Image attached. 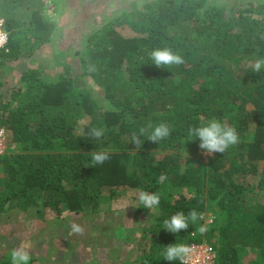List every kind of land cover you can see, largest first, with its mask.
Here are the masks:
<instances>
[{"label": "trees", "instance_id": "16d2710c", "mask_svg": "<svg viewBox=\"0 0 264 264\" xmlns=\"http://www.w3.org/2000/svg\"><path fill=\"white\" fill-rule=\"evenodd\" d=\"M204 3L149 4L148 15L143 19L140 15L142 21L134 27L136 37L126 38L115 30L93 35L87 40L85 57L79 59L68 48V65L56 82L43 81L41 73L31 69L22 73V85L11 100L0 95V127L7 142L19 147V153L0 161V216L36 210L45 219L46 210L59 215L64 209L82 213L90 205V212H95L104 190L114 193L127 187L160 193L163 183H169L178 191L177 198L173 202L161 198L160 216L149 243L141 245L142 260L136 263L169 264L163 247L202 244L198 231L202 221H190L189 229L177 235L164 230V221L193 209L202 215L206 183L219 189L230 183V200L256 191L255 185L245 186L248 175L264 184V72L255 74L249 67L253 58L264 56V18L249 17L253 9L235 12L231 6L210 5L201 12ZM45 7L43 0H0V18L10 35L9 52H1L5 61L0 65L9 67L21 44L30 45V38L20 40L15 30L26 19L33 41H48L55 26L43 19ZM165 47L181 54L184 63L163 69L153 65L151 52ZM23 92L27 101L18 104ZM226 115H231L226 123L237 129L241 142L225 154H214L206 165L183 170L173 156L156 154L184 142L189 154L200 158L204 152L200 141L191 142L196 137L189 136L188 129L203 119L225 122ZM84 117L88 121L81 123ZM160 122L169 124L170 136L155 144L145 135L142 148L135 150L131 135ZM93 127H104V137L93 138ZM105 150L110 159L93 166L91 153ZM1 172L6 176L1 177ZM162 173L168 176L163 183L158 181ZM187 188L195 193L184 194ZM233 209L232 213L240 208ZM258 210L261 213L254 216L239 211L222 234L230 237L236 222L244 233L242 247L258 249L264 257V208ZM213 246L219 264H243L233 243L221 252ZM0 264H11L10 254L2 256ZM30 264L36 261L32 258ZM172 264H181V259Z\"/></svg>", "mask_w": 264, "mask_h": 264}, {"label": "rangeland", "instance_id": "374dc122", "mask_svg": "<svg viewBox=\"0 0 264 264\" xmlns=\"http://www.w3.org/2000/svg\"><path fill=\"white\" fill-rule=\"evenodd\" d=\"M159 1L111 0L108 7L100 13L92 14V12H89V14L82 16L79 13L75 14L76 12H73L72 16H70L60 12L61 4L59 0L57 2L55 0V2L52 1L50 4H46V10L48 14L59 18V24L64 23V29L66 31V34H64L66 37L65 45L75 53L76 42L79 47L78 49H80L77 51V57L81 59L86 54L82 49L86 46L88 38L93 35H100V33L108 30H115L126 38L136 37L138 33L134 27L142 21L140 20V15L143 19V15H148L149 13L146 6L152 3H158ZM226 2L225 0H205L204 6L200 11H204V7L208 8L210 5L216 7L231 6V4ZM87 3L89 4L88 8L90 11L91 8L93 9V4L89 3V1ZM55 9L57 10L54 11ZM246 9H253L255 12L258 11V15L255 12L247 13L249 17L264 18V0H239L235 3V12ZM231 15L234 16V12ZM48 16H45L46 20ZM30 29L31 24L28 19L25 20L21 27L15 29L18 33L17 37L20 40L25 41L26 37H29L30 43L33 42L30 48H28L29 52L34 48L37 50L43 45L33 41ZM64 50L66 49L64 48ZM67 53L68 49L65 52L66 63L68 65ZM21 56L24 57V61L26 60V64L31 65L32 63L29 62H33V60L35 64L36 61L39 63V61L43 60L41 57L31 59L32 57H27L28 55L26 56L25 52H22ZM1 61L4 62L5 60L1 59L0 54V63H2ZM56 61L58 60L53 58L49 65L53 64L55 66L57 64ZM45 64H47V68H43L44 65L41 66V69L45 71V76L55 78L57 73L50 70L48 63ZM16 69L18 73L13 76L10 75L13 79L8 81L9 76H7L6 70L0 68V95L5 96L7 101L13 98V93L18 87L16 83L19 82L16 77H19L26 71L21 66L16 67ZM25 95L24 92L21 94L18 104L27 101L25 99L27 95ZM230 116H225V123L229 120L228 118ZM207 120L209 119H203L202 122H206ZM248 139L247 141H250L252 136ZM18 150L19 147L16 145V147L8 150L7 155L19 153ZM56 150L61 149L59 146H56ZM156 154L161 157L173 156L179 161L183 170L197 168L199 165H206L208 160L214 156V154L205 155L203 152L200 158H193L189 154V149H187L184 142H179L173 149H158ZM231 155L233 157V153ZM262 167L263 163L260 162L259 169H262ZM5 176V173L1 172V177ZM255 182L256 178L248 175L244 184L247 183L245 186L250 188L255 185L257 188L256 191L247 197L239 199L237 197L234 200H230L231 196L229 192L233 190V186L232 189L229 187L230 183H227L220 189L216 188L214 183H206L205 190H203L206 208L200 218L202 226H206V231L203 234L199 232V234L203 239L202 245L208 249L210 248L215 253L214 264L219 263L218 251L213 245L221 252V249L228 247L227 243H233L238 248V254L243 264H264V257L260 250L242 247L240 241L244 238V233L240 225L236 222L231 225L232 232L230 233V237L225 238L222 234V229L229 225L230 219H233L241 212H245L247 215L249 212V215L251 214L253 216L261 213L258 208H264V184L259 185V183ZM233 184L240 185L242 183ZM137 190L141 189L124 187L114 190V193L108 191L104 195L101 194L95 212H90L92 209L90 205L82 213H72L70 210L64 209L59 215L46 210L44 212L45 219L40 218L36 210H29L27 212L13 210L1 215L0 258L10 254L12 249L21 244H25L28 246L30 254L36 261V264H94L93 262L110 264L112 261L120 263L129 255L128 264L129 262L133 264L139 263L142 260L141 245L145 247L149 243L151 238L150 232L156 225V219L160 216V210L159 207L155 211L144 209L138 202ZM194 193L195 191L189 188L184 191V194L188 196H192ZM158 194L160 195V201L163 198V200L173 202L177 198L178 191L169 183H163ZM234 206L240 209L232 213ZM239 211L240 213H238ZM239 218H243V215L241 214ZM73 221L83 226V235L70 236L68 234L69 225ZM93 221L99 225L106 224L113 231H98L97 227L93 225ZM127 229H129V232H126ZM193 235H198V233ZM113 246L119 250L120 254L115 255L114 250H111Z\"/></svg>", "mask_w": 264, "mask_h": 264}, {"label": "clouds", "instance_id": "9594fccd", "mask_svg": "<svg viewBox=\"0 0 264 264\" xmlns=\"http://www.w3.org/2000/svg\"><path fill=\"white\" fill-rule=\"evenodd\" d=\"M2 43V41H0ZM152 64L157 68L163 69L171 66H180L184 63V58L178 52H174L170 48H157L150 54ZM249 67L252 73L259 74L264 72V56H258L249 61ZM172 129L169 124L160 122L158 124H149L147 127H141L139 134L133 133L131 135L130 143L135 146V150L139 151L145 140L141 137L147 135V141L158 144L160 141L167 139L171 134ZM90 135L99 140L105 135L104 127H93ZM188 135L196 137L194 142L199 140V148L204 151L205 155H213L216 153L225 154L226 151L235 147L240 143V136L237 129L225 122L217 119H209L202 122L197 127H190ZM186 145V144H185ZM188 154V153H187ZM110 159L109 151H99L91 153L92 165H103ZM168 180L166 174H161L158 181L163 183ZM138 191V202L144 209L155 211L160 204V195L156 192H148L145 190ZM201 218L200 213L195 209L189 211L187 215L183 212H177L169 219L164 221V230L177 235L181 231L189 229V222L196 223ZM198 231L203 234L206 231V226H200ZM71 235H83L84 228L81 224L73 221L69 225V232ZM164 248V259L172 264L173 261L182 258V254L186 253L187 249L184 245L170 244ZM11 264H30L32 256L27 245L21 244L10 252Z\"/></svg>", "mask_w": 264, "mask_h": 264}, {"label": "crops", "instance_id": "0c3cea01", "mask_svg": "<svg viewBox=\"0 0 264 264\" xmlns=\"http://www.w3.org/2000/svg\"><path fill=\"white\" fill-rule=\"evenodd\" d=\"M43 1L45 2V4H50L52 1L55 2V0H43ZM56 2H57V0H56ZM46 9H47V7H45V10H44L42 16H43V19L46 22H48L50 24H53L55 26L52 35L50 36V38L48 39V41L45 42L43 45H41L37 50L34 48V49H32V51H30V52L28 51V48H30V45L33 44V42H31V43L28 42V43H30V45L27 44L25 46H24V43L21 44L19 56L16 59V61L11 62L9 64V67H5V66L0 65V68H4V70H6L7 76H9V79H7L8 81L11 80V79H13V77H11L10 75L13 76V75H16L18 73L16 67H20V66L23 68L24 71L25 70L28 71V70H30V68L31 69H35V70H38L41 73L40 74L41 79L43 81H45V82H56L58 80V78H59V75L64 72V68L67 65L65 52L68 49L66 47V45H65L66 44L65 43L66 42V37L64 36V34H66V31L64 29V26L65 25H64V23L59 24V18L58 17L56 18L54 15L52 16V15L48 14ZM56 10L57 9H55L54 11H56ZM60 12H61V8H60ZM46 15L47 16L49 15L47 20L45 19V16ZM130 38H133V37H130ZM75 45H76L75 46L76 47L75 54H77V51H79L80 49H78L79 47L77 46L76 42H75ZM64 48L66 50H64ZM82 50L86 51L85 50V47ZM82 50H81V53H82ZM2 51L3 50H0V54H1ZM7 52H9V49H8V51H5V53H7ZM22 52H25L26 53V56L28 55L27 57H30L31 56L32 57V58L30 57L31 59H33V58H36L37 59V58L41 57L43 60L39 61V63L36 61V64L37 65L35 64L34 60H33V62H29V63H32V65L31 64H26L25 63L26 60L24 61V57L21 56ZM53 58H56L58 60V61H56L57 64H55V66H53V64L52 65H49V63L52 62ZM45 63H48V67L50 68V70H52V71H54V72L57 73L55 75L56 76L55 78L54 77L53 78H48V77L45 76V74H44L45 71H43L41 69V66L42 65H44L43 68H47V64H45ZM16 78H17V80L19 82V83H16V86L22 85L21 84V80H20L21 79V75L19 77H16ZM87 121H88V118L87 117H84L82 119L81 123L87 122ZM105 193H108V191L107 190H104L102 192V195H104ZM93 223H94L93 225L95 227H97L98 231L108 232V230H112V229L109 228L110 226H108L106 224L99 225L97 222H94V221H93ZM126 232H129V229H127ZM111 250H114L115 255L116 254H120L119 250L115 249L114 246H113V248ZM129 258H130V255L127 256V258H125L120 263H117L115 261H112V263H110V264H128ZM93 263L94 264H100V263H97V262H93ZM129 264H133V263L132 262H129Z\"/></svg>", "mask_w": 264, "mask_h": 264}, {"label": "built area", "instance_id": "2783aa9c", "mask_svg": "<svg viewBox=\"0 0 264 264\" xmlns=\"http://www.w3.org/2000/svg\"><path fill=\"white\" fill-rule=\"evenodd\" d=\"M9 33L5 20L0 18V50L8 51ZM16 147L7 142L6 131L0 127V159L7 155L9 149ZM186 253L182 254L181 264H214L215 253L202 244L190 243L185 245Z\"/></svg>", "mask_w": 264, "mask_h": 264}, {"label": "flooded vegetation", "instance_id": "af4514ba", "mask_svg": "<svg viewBox=\"0 0 264 264\" xmlns=\"http://www.w3.org/2000/svg\"><path fill=\"white\" fill-rule=\"evenodd\" d=\"M87 1H89V3L93 4V9L91 8V12L92 13H100L102 10H105L108 5H106L105 0H81L78 1L77 3H75V5L78 6V8L80 9L79 14L81 15H86L89 13V4L87 3ZM227 1L226 3L231 4V8L234 9L235 6H233L235 3H237L239 0H225ZM91 6V5H90ZM225 7H230V5H226Z\"/></svg>", "mask_w": 264, "mask_h": 264}, {"label": "water", "instance_id": "95a60500", "mask_svg": "<svg viewBox=\"0 0 264 264\" xmlns=\"http://www.w3.org/2000/svg\"><path fill=\"white\" fill-rule=\"evenodd\" d=\"M78 1H81V0H59V2L61 4L62 14H65V15L68 14V15L72 16L73 12H76L75 14L79 13L80 9L78 8L77 5H75V3H77ZM110 2H111V0H105L106 5H109ZM91 11L92 10H90L89 12H91ZM92 14H94V13H92Z\"/></svg>", "mask_w": 264, "mask_h": 264}]
</instances>
